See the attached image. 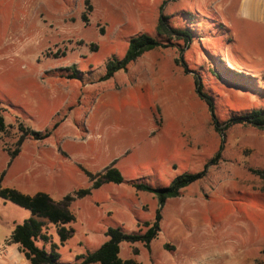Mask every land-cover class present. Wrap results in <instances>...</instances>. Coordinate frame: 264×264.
Here are the masks:
<instances>
[{"label": "rangeland", "instance_id": "374dc122", "mask_svg": "<svg viewBox=\"0 0 264 264\" xmlns=\"http://www.w3.org/2000/svg\"><path fill=\"white\" fill-rule=\"evenodd\" d=\"M248 1L0 0L1 185L43 192L57 203L91 187L85 172L113 165L124 178L70 204L75 221L63 245L56 228L38 218L59 245L60 263L97 250L110 227L145 232L160 205L131 183L166 187L214 160L204 177L163 204L149 247L122 243L120 257L134 264H264V180L255 173L264 170V129L236 124L214 131L194 85L196 75L218 123L264 109V0H252L257 7L250 12ZM160 15L192 32L183 53L190 72L174 66L176 48H159L101 81L106 62L120 60L131 37H157ZM20 124L50 135H28L18 145ZM43 150L61 157L39 174L33 156ZM120 152L105 164L108 153ZM81 156L89 169L76 161ZM31 217L0 198V255L14 226Z\"/></svg>", "mask_w": 264, "mask_h": 264}, {"label": "trees", "instance_id": "16d2710c", "mask_svg": "<svg viewBox=\"0 0 264 264\" xmlns=\"http://www.w3.org/2000/svg\"><path fill=\"white\" fill-rule=\"evenodd\" d=\"M82 20L87 22V15H82ZM156 38L148 34H139L129 39L127 49L124 56L119 60L112 58L105 64V75L101 81L109 80L119 71H125L129 65L134 63L138 58L147 52L159 48H176L178 56L174 58L175 66L182 69L187 74L190 72L184 59V46L188 48L192 38V32L188 29L171 27L167 22V17L160 15L155 28ZM220 63L222 60H219ZM212 73H214L212 71ZM195 92L202 98L208 107L211 115L212 128L214 131L221 133L236 124H248L264 129V109L252 110L251 112L231 118L223 123H218L213 106L209 98L201 92L202 84L195 75L194 80ZM3 108L0 105V132L5 130ZM20 124L19 130L23 135L18 140L20 145L24 138L28 135L35 140H41L49 137V132L39 134L34 131L24 129ZM221 147L218 149L214 158L220 156ZM18 150L11 153V157L16 156ZM214 160L204 165V170L199 173H185L173 179L166 187L152 188L145 184L131 183L132 187L150 193L155 196L159 202V209L156 211L154 219L151 222H145V232L140 234H129L122 230L121 227H110L104 232L106 241L94 252L76 257V262L72 264H134L132 260H123L120 257L121 244L142 243L145 247H149L150 243L157 238L160 232L161 209L163 204L169 200L179 197L181 190L191 185L195 181L205 176L206 169L212 165ZM264 180V170L255 172ZM89 180L92 182L90 188L80 189L72 195H66L61 201L55 203L51 198L43 192L35 195H27L17 191L14 188L3 187L1 185L2 175H0V198L5 202H10L23 209L29 210L32 217L25 220L22 224H17L10 235V243L17 245L18 251L28 264H62L59 262V254L57 252L59 245H63L72 235V229L67 226L75 221L74 215L69 210L70 204L75 199L84 198L90 195L91 191L98 189L102 184L114 183L122 184L124 178L120 171L113 165L104 169L101 174L92 175L85 172ZM46 219L52 224L57 231L59 237V245L52 241V237L43 229L44 223L35 218ZM37 242L43 244L42 248L37 246ZM48 247V251L45 249Z\"/></svg>", "mask_w": 264, "mask_h": 264}, {"label": "crops", "instance_id": "0c3cea01", "mask_svg": "<svg viewBox=\"0 0 264 264\" xmlns=\"http://www.w3.org/2000/svg\"><path fill=\"white\" fill-rule=\"evenodd\" d=\"M256 7L257 6H253V1L249 0L247 2V4L245 5L244 9L247 12H250V11H255ZM174 58H176V56L172 57V61L174 60ZM173 64H174V61H173ZM174 66H175V64H174ZM177 68H179V67H177ZM178 70H180L182 72V74L184 73L181 68H179ZM161 125H162V122L159 124V127H161ZM158 131H159V129H158ZM184 132H185V129H184ZM184 132H183V135H184ZM114 142L116 143V145H118L119 137L114 139ZM64 151H66V150H64ZM54 153L56 154V152H54ZM55 154L53 155V153L48 152V151H44V150L43 151H38L37 154L35 156H33L34 172H37L39 174L43 173V172H46L48 170L47 167H50L49 164H55V162H56L55 156L56 157H61V155H59V154L55 155ZM122 154H123L122 152H120L118 154L108 153V155H106V157H105L106 162H107L105 164H110L113 161L117 162L122 157ZM69 155L70 154L68 153V157H65V159L69 160ZM81 157H82V159L80 158L79 160H76V161L78 162V164H81L83 167L89 169V167L92 166V165L90 164V166H87L86 163H84L86 161V158H84L83 156H81ZM74 164H76V163H74ZM35 219L38 220V221H42L44 223L46 222V220H40L38 218H35ZM0 258H1L0 259L1 262L5 263V264H28V262L25 261L23 256L18 251L17 245L11 244V243H9L7 245V247L3 250L2 255H0Z\"/></svg>", "mask_w": 264, "mask_h": 264}, {"label": "bare ground", "instance_id": "6f19581e", "mask_svg": "<svg viewBox=\"0 0 264 264\" xmlns=\"http://www.w3.org/2000/svg\"><path fill=\"white\" fill-rule=\"evenodd\" d=\"M233 250V249H232Z\"/></svg>", "mask_w": 264, "mask_h": 264}]
</instances>
